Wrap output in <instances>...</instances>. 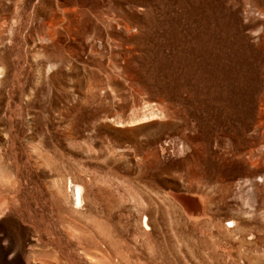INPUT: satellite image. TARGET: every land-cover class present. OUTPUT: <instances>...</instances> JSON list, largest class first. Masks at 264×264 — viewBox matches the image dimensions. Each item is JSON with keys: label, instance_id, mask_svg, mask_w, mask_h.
Listing matches in <instances>:
<instances>
[{"label": "rangeland", "instance_id": "1", "mask_svg": "<svg viewBox=\"0 0 264 264\" xmlns=\"http://www.w3.org/2000/svg\"><path fill=\"white\" fill-rule=\"evenodd\" d=\"M262 151L264 0H0V264H264Z\"/></svg>", "mask_w": 264, "mask_h": 264}, {"label": "bare ground", "instance_id": "2", "mask_svg": "<svg viewBox=\"0 0 264 264\" xmlns=\"http://www.w3.org/2000/svg\"><path fill=\"white\" fill-rule=\"evenodd\" d=\"M259 154H260L261 157H263L264 152L263 151L262 152H259ZM70 183L71 182L69 180V186H70ZM73 187H74V193H75V201H76V203H78L79 202V199H80V194H81L82 187L79 184H74ZM3 200H4V198H3Z\"/></svg>", "mask_w": 264, "mask_h": 264}]
</instances>
